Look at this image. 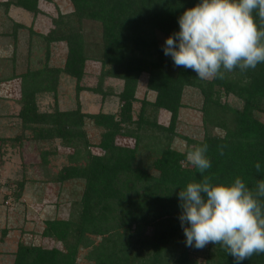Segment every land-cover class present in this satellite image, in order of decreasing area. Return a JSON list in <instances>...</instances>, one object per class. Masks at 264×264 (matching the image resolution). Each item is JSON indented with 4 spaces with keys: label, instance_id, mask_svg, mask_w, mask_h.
Here are the masks:
<instances>
[{
    "label": "trees",
    "instance_id": "1",
    "mask_svg": "<svg viewBox=\"0 0 264 264\" xmlns=\"http://www.w3.org/2000/svg\"><path fill=\"white\" fill-rule=\"evenodd\" d=\"M43 1L52 0H0L3 20L11 23L0 36L12 37V55L18 46L17 32L25 26L11 15L42 14ZM68 1L69 11L56 10L55 16L49 15L50 27L41 36L45 47L42 63L31 68L26 62L17 72L15 56H11L10 73L0 76V84L19 79V106L8 123L16 120L19 135L2 134L0 142L19 143L23 131L36 142L57 140L70 152L49 180L61 185L79 181L81 189L70 201L65 217L44 220L41 236L59 242V247L19 242L12 264H198L188 256L189 246L179 220L182 209L178 192L203 177L187 163L186 149L177 151L171 146L177 112L183 105L182 92L187 87L195 88L201 97L197 107L201 138L183 139L191 146L208 145L206 155L212 166L203 175L213 177V183L224 184L239 177L254 188L257 180L264 179V119L259 118L264 114V63L254 70L235 69L225 73L223 79L210 81L199 79L190 69L174 66L171 57L163 53L165 39L179 31L178 18L185 9L200 0ZM84 21L97 25L93 38H89L93 30H85ZM51 42L65 43L61 66L48 63ZM87 59L99 63L96 84L90 88L80 84ZM142 73L146 75L145 90L154 96L140 100L133 119L132 103ZM60 75L74 80L75 107L58 110L53 105L51 111H39L36 95L54 94ZM107 76L122 82L115 112H81L77 93L88 88L103 96L101 85ZM228 96L239 100L240 106L231 104ZM163 111L169 114L166 125L155 116ZM85 118L100 129L94 144L83 129ZM118 136L125 141L118 143ZM220 145H226L223 155L218 151ZM50 152L56 150L40 153V164L46 162L45 155ZM257 162L261 164L259 173L254 167ZM61 185L57 187L59 192ZM18 188H22V182ZM147 227L150 233L144 235ZM80 249H84L85 262L77 259ZM202 264L236 261L220 245L210 243L203 248ZM240 264H264V254L253 255Z\"/></svg>",
    "mask_w": 264,
    "mask_h": 264
},
{
    "label": "rangeland",
    "instance_id": "2",
    "mask_svg": "<svg viewBox=\"0 0 264 264\" xmlns=\"http://www.w3.org/2000/svg\"><path fill=\"white\" fill-rule=\"evenodd\" d=\"M40 7L44 11L42 14L32 16L30 14L11 15L17 18L25 27L18 30L15 37L17 46L16 53L12 55V37L0 36V76L10 73L12 66L11 56H15V70L20 72L25 63L28 67L40 65L44 59V44L41 40L42 34L46 33L50 27L49 15L55 16L56 10L66 12L71 9L68 0H52L40 2ZM11 18V19H12ZM11 23L3 20L0 13V31L9 30ZM85 30L92 29L89 38H93L97 32L95 23L83 22ZM159 39L162 38L157 33ZM64 42H51L48 46L51 66H61L65 55ZM22 54V55H21ZM84 76L80 84L82 87H94L99 73V63L87 59L84 63ZM145 77L142 73L135 90V100L132 103V118L135 119L140 107L142 98L152 99L154 93L145 90ZM122 82L116 78L105 77L102 82L104 95L84 89L77 93L79 110L83 113H96L100 111L115 112L118 107L116 94L121 89ZM112 89V91L107 90ZM0 136L8 137L19 135V124L9 125L11 116L18 109L17 99L19 97V79L12 78L2 81L0 84ZM231 104L240 106L239 100L232 96L226 98ZM181 101L183 105L177 112V119L174 125V135L171 146L177 151H183L186 146H191V142L183 139L185 136L190 139H200L202 127L200 123V113L197 107L201 97L197 89L184 88ZM35 103L39 111H51L53 105L58 110L72 109L75 107L74 80L66 75H60L54 94L51 92H41L36 95ZM3 113V114H2ZM149 115L148 109L145 112ZM6 115V116H5ZM11 115V116H10ZM156 119L159 123L166 125L169 114L166 111L158 112ZM260 119H264V114H259ZM5 125V126H4ZM16 126V127H14ZM83 129L90 143L98 141L100 129L94 127L88 119H84ZM19 143L17 140L0 142V264H12V254L19 242L31 245L59 247V242L50 241L41 236L44 227V220L60 216H66L69 211V203L78 195L81 189L79 181L65 182L58 184L52 178L57 170L65 163L64 155L70 152V148L58 144L57 140L47 142H36L30 140V133L23 131ZM127 140V139H126ZM118 143H123L125 138L118 136ZM55 149L45 155L46 162L40 164V153L46 149ZM96 151L95 147H90ZM186 151V150H185ZM22 182V188H18V183ZM61 185L60 192L57 187ZM150 233V227L145 228L144 235ZM95 240L98 239L94 237ZM84 249L79 250L78 260L85 262L83 258ZM188 256L195 259L198 264L203 263V249L195 247L188 248Z\"/></svg>",
    "mask_w": 264,
    "mask_h": 264
},
{
    "label": "clouds",
    "instance_id": "3",
    "mask_svg": "<svg viewBox=\"0 0 264 264\" xmlns=\"http://www.w3.org/2000/svg\"><path fill=\"white\" fill-rule=\"evenodd\" d=\"M178 24L179 31L165 39L163 53L201 80L223 79L227 72L264 63V0H200L185 9ZM224 147L218 146L220 155ZM207 151L206 143L186 146L187 163L203 178L178 192L185 244L197 249L218 244L240 264L264 254V179L254 188L239 177L213 183V177L203 175L212 166ZM254 167L261 172L259 162Z\"/></svg>",
    "mask_w": 264,
    "mask_h": 264
}]
</instances>
